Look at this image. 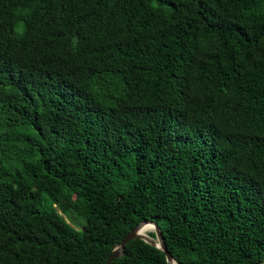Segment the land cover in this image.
Wrapping results in <instances>:
<instances>
[{
    "label": "trees",
    "instance_id": "1",
    "mask_svg": "<svg viewBox=\"0 0 264 264\" xmlns=\"http://www.w3.org/2000/svg\"><path fill=\"white\" fill-rule=\"evenodd\" d=\"M143 220L264 264V0H0V264H107Z\"/></svg>",
    "mask_w": 264,
    "mask_h": 264
},
{
    "label": "water",
    "instance_id": "2",
    "mask_svg": "<svg viewBox=\"0 0 264 264\" xmlns=\"http://www.w3.org/2000/svg\"><path fill=\"white\" fill-rule=\"evenodd\" d=\"M148 226L153 228V233L155 234L153 240L147 238L144 234V230ZM137 238L162 251L166 257V261L168 264H178L172 254L169 252L165 244L164 235L158 227L157 223L149 220L141 221L137 226L129 231V233L123 238V240L113 249L110 257L108 258L107 264L112 262L114 259L124 256L126 245Z\"/></svg>",
    "mask_w": 264,
    "mask_h": 264
},
{
    "label": "rangeland",
    "instance_id": "3",
    "mask_svg": "<svg viewBox=\"0 0 264 264\" xmlns=\"http://www.w3.org/2000/svg\"><path fill=\"white\" fill-rule=\"evenodd\" d=\"M50 205V200L46 193L42 194L41 198V208L47 209ZM60 212V211H59ZM63 217L67 220V222L73 227V229L76 232H81L83 225H84V219L74 213L73 211H67L63 214Z\"/></svg>",
    "mask_w": 264,
    "mask_h": 264
},
{
    "label": "bare ground",
    "instance_id": "4",
    "mask_svg": "<svg viewBox=\"0 0 264 264\" xmlns=\"http://www.w3.org/2000/svg\"><path fill=\"white\" fill-rule=\"evenodd\" d=\"M151 233H153V228H151L150 226L146 227V229L144 230V234L147 238L153 240V237L151 236ZM175 264V263H174Z\"/></svg>",
    "mask_w": 264,
    "mask_h": 264
}]
</instances>
